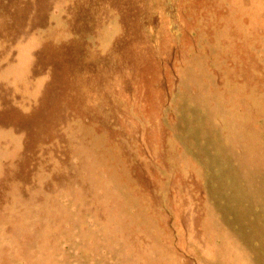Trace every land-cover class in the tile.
I'll list each match as a JSON object with an SVG mask.
<instances>
[{
    "label": "rangeland",
    "instance_id": "374dc122",
    "mask_svg": "<svg viewBox=\"0 0 264 264\" xmlns=\"http://www.w3.org/2000/svg\"><path fill=\"white\" fill-rule=\"evenodd\" d=\"M79 2L0 0V264H264V0Z\"/></svg>",
    "mask_w": 264,
    "mask_h": 264
},
{
    "label": "bare ground",
    "instance_id": "6f19581e",
    "mask_svg": "<svg viewBox=\"0 0 264 264\" xmlns=\"http://www.w3.org/2000/svg\"><path fill=\"white\" fill-rule=\"evenodd\" d=\"M77 1H78V0H77ZM79 1L81 2V0H79ZM86 1H87V0H86ZM103 1H104V0H103ZM115 1H116V0H115ZM127 1H128V0H127ZM129 1H130V0H129ZM158 1H159V0H158ZM160 1H161V0H160ZM188 1H190V0H188ZM221 1H222V0H221ZM225 1H227V0H225ZM3 2H4V1H3ZM80 2H79V3H80ZM136 2L138 3V2H140V1H136ZM136 2H135V3H136ZM178 2H179V1H178ZM74 3H75V5H76V2H74ZM74 3H73V5H74ZM117 3H118V2H116V5H117ZM128 3H129V2H128ZM214 3H215V2H214ZM217 3H218V2H217ZM217 3H216V4H217ZM224 3H225V2H224ZM8 4H9V3H8ZM110 4H112V2H111ZM10 5H11V4H10ZM80 5H82V3H81ZM136 5H137V4H136ZM192 5H193V4H192ZM204 5H205V4H204ZM206 5H207V4H206ZM78 6H79V5H78ZM122 6H125V5H122ZM126 6H127V5H126ZM126 6H125V8H126ZM187 6H189V5H187ZM207 6H208V5H207ZM68 7H69V6H68ZM70 7H71V6H70ZM114 7H115V6H114ZM230 7H231V6H230ZM102 8H103V6H102ZM115 8H116V7H115ZM134 8H135V7H134ZM188 8H189V7H188ZM194 8H195V6H194ZM199 8H200V7H199ZM203 8H204V6H203ZM203 8H202V9H203ZM216 8H217V7H216ZM231 8H232V7H231ZM0 9H2V8H0ZM5 9H6V7H5ZM8 9H9V8H8ZM160 9H161V10H160ZM160 9H159V10H160V12H161L163 8H161V6H160ZM228 9H229V8H228ZM232 9H233V8H232ZM124 10H125V9H124ZM189 10H190V8H189ZM189 10H188V11H189ZM193 10H194V9H192V11H193ZM199 10H200V9H199ZM234 10H235V9H234ZM122 11H123V10H122ZM0 12H1V11H0ZM68 12H69V11H68ZM70 12H72V11H70ZM162 12H163V11H162ZM209 12H210V11H209ZM212 12H213V11H212ZM212 12H211V13H212ZM5 13H6V12H5ZM163 13H164V12H163ZM191 13H193V12L190 11V14H191ZM198 13H199V16H200V12H198ZM228 13H229V12H228ZM230 13H231V12H230ZM7 14H8V13H7ZM69 14H70V13H69ZM101 14H102V13H101ZM207 14H208V13H207ZM150 15H151V14H150ZM194 15H196V14L194 13ZM208 15H209V14H208ZM225 15H226V14H225ZM233 15H234V14H233ZM191 16H192V15H191ZM230 16H232V14H230ZM78 17H79V16H78ZM194 17H195V16H194ZM202 17H203V16H202ZM211 17H212V16H211ZM71 18H72V17H71ZM71 18H70V19H71ZM160 18H161V17H160ZM165 18H166V17H165ZM165 18H163V19H165ZM187 18H188V17H187ZM203 18H204V17H203ZM205 18H208V17H205ZM219 18H220V17H219ZM219 18H217V19H219ZM226 18H227V17H226ZM228 18H229V17H228ZM100 19H101V18H100ZM158 19H159V17H158ZM177 19H178V18H177ZM194 19H195V18H194ZM196 19H197V18H196ZM237 19H238V18H237ZM209 20H210V19H209ZM220 20H222V18H220ZM69 21H70V20H69ZM76 21H77V20H76ZM76 21H75V23H76ZM162 21H164V20H162ZM204 21H206V20H204ZM225 21H226V20H225ZM231 21H232V20H231ZM159 22H161V20H160ZM165 22H166V21H165ZM237 22H238V21H237ZM237 22L234 23L236 26L239 24V23H237ZM70 23H71V22H70ZM206 23H207V22H206ZM249 23L251 24V21H250ZM160 24H161V23H160ZM160 24H158V25H160ZM195 24H196V22H195ZM202 24H204V23H202ZM222 24H225V23H222ZM226 24H227V23H226ZM68 25H69V23H68ZM71 25H72V24H71ZM97 25H99V24H97ZM148 25H150V24H148ZM193 25H194V24H193ZM193 25H192V27H193ZM253 25H254V23H253ZM160 26H161V25H160ZM254 26H255V25H254ZM70 27H71V26H70ZM148 27H149V26H148ZM150 27H151V26H150ZM201 27H202V26H201ZM201 27H200V28H201ZM221 27H222V26H221ZM233 27H234V26H233ZM158 28H159V26H158ZM193 28H194V27H193ZM218 28H219V27H217V29H218ZM225 28H226V27H225ZM255 28H256V27H255ZM68 29H69V27H68ZM107 29H108V28H107ZM189 29H190V28H189ZM231 29H232V28H231ZM77 30H78V29H77ZM88 30H89V28H88ZM109 30H110V29H109ZM78 31H79V30H78ZM85 31H86V30H85ZM111 31H112V30H111ZM156 31H157V30H156ZM190 31H191V30H190ZM190 31H189V32H190ZM202 31H203V30H202ZM232 32H233V31H232ZM228 33H230V31H229ZM234 33H235V32H234ZM158 34H160V32H159ZM216 34H218V33H216ZM117 35H118V34H117ZM196 35H197V33H196ZM206 35H207V33H206ZM211 35H212V34H211ZM232 35H233V34H232ZM232 35H231V36H232ZM235 35H236V34H235ZM248 35H249V34H248ZM95 36H96V35H95ZM126 37H128V36H126ZM235 37H236V36H235ZM76 38H77V37H76ZM101 38H102V37H101ZM223 38H224V37H223ZM231 38H232V37H231ZM228 39H229V38H228ZM247 39H248V36H247ZM123 40H124V39H123ZM123 40H122V41H123ZM196 40H197V39H196ZM220 40H221V39H220ZM222 40H223V39H222ZM102 41H103V40H102ZM104 41H105V38H104ZM145 41H146V40H145ZM207 41H208V40H207ZM73 42H74V41H73ZM73 42H72V43H73ZM127 42H128V41H127ZM210 42H211V41H210ZM212 42H213V41H212ZM228 42H231V41H228ZM232 42H233V41H232ZM225 43H227V42H225ZM146 44H147V43H146ZM146 44H145V45H146ZM200 44H201V43H200ZM213 44H214V43H212V45H213ZM227 44H228V43H227ZM126 45H127V44H126ZM191 45H192V44H191ZM230 45H232V44H230ZM230 45H229V46H230ZM132 46H134V45H132ZM232 46H233V45H232ZM71 47H72V46H71ZM126 47H127V46H126ZM50 48H51V47H50ZM59 48H60V47H59ZM128 48H129V47H128ZM227 48H229V47H227ZM227 48H226V50H227ZM40 49H41V48H40ZM57 49H58V48H57ZM57 49H56V51H57ZM66 49H68V47H67ZM137 49H138V48H137ZM186 49H187V47H186ZM189 49H190V48H189ZM197 49H199V47H197ZM42 50H43V49H42ZM42 50H41V51H42ZM58 50H59V49H58ZM72 50H73V49H72ZM105 50H106V49H105ZM129 50H131V49L129 48ZM157 50H158V49H157ZM187 50H188V49H187ZM190 50H191V49H190ZM200 50H201V49H200ZM208 50H209V49H208ZM226 50H225V51H226ZM56 51L54 50V52H56ZM62 51H63V50H62ZM74 51H75V48H74ZM122 51H123V50H122ZM131 51H133V50H131ZM135 51H136V50H135ZM145 51H146V50H145ZM150 51H151V50H150ZM201 51H202V50H201ZM44 52H45V51H43V53H44ZM66 52H67V51H66ZM188 52H190V51H188ZM198 52H199V51H198ZM211 52H212V51H211ZM219 52H220V51H219ZM52 53H53V50H52ZM67 53H68V52H67ZM73 53H74V52H73ZM99 53H101V52L99 51ZM99 53H98V54H99ZM123 53H124V52H123ZM129 53H131V52H129ZM129 53H128V54H129ZM157 53H158V52H157ZM190 53H191V52H190ZM194 53H197V52H194ZM74 54H75V53H74ZM74 54H73V55H74ZM50 55H51V54H49V57H50ZM67 55H68V54H67ZM131 55H132V54H131ZM131 55H130V56H131ZM189 55H190V54H189ZM198 55H200V54H198ZM210 55H211V54H210ZM212 55H213V54H212ZM219 55H220V54H219ZM53 56H54V53H53ZM55 56H56V55H55ZM65 56H66V54H65ZM68 56H69V55H68ZM195 56H196V55H195ZM213 56H214V55H213ZM220 56H221V55H220ZM45 57H46V56H45ZM45 57H44V58H45ZM69 57H70V56H69ZM69 57H68V58H69ZM120 57H121V56H120ZM144 57H145V56H144ZM191 57H192V56H191ZM200 57H201V56H200ZM237 57H238V56H237ZM44 58H43V59H44ZM95 58H96V57H95ZM182 58H184V57H182ZM195 58H196V57H195ZM144 59H145V58H144ZM222 59H223V57H222ZM132 60H133V59H132ZM197 60H199V58H197ZM201 60H202V59H200V61H201ZM209 60H211V59H209ZM212 60H213V59H212ZM133 61H134V60H133ZM139 61H140V60H139ZM145 61H146V60H145ZM195 61H196V59H195ZM213 61H214V60H213ZM215 61H216V60H215ZM67 62H68V59H67ZM140 63H141V62H140ZM185 63H186V62H185ZM68 64H69V63H68ZM75 64H76V62H75ZM129 64H131V63H129ZM142 64H143V63H142ZM202 64H203V63H202ZM206 64H207V63H206ZM69 65H70V64H69ZM76 65H77V64H76ZM131 65H132V64H131ZM176 65H177V64H176ZM72 66H73V65H72ZM74 66H75V65H74ZM74 66H73V67H74ZM133 66H134V64H133ZM138 66H139V65H138ZM135 67H136V65H135ZM69 68H70V67H69ZM130 68H131V67H130ZM204 68H206V66H205ZM132 69H133V68H132ZM71 70H72V69H71ZM137 70H139V69H137ZM120 71H121V70H120ZM130 72H131V71H130ZM137 72H138V71H137ZM203 72H204V71H203ZM119 74H120V73H119ZM121 74H122V73H121ZM124 74H125V72H124ZM225 74H226V73H225ZM125 75H126V74H125ZM134 75H135V74H134ZM184 75H185V74H184ZM184 75H183V76H184ZM204 75H205V74H204ZM115 76H116V74H115ZM122 76H124V75H122ZM111 77H112V76H111ZM227 77H228V76H227ZM135 78H136V77H135ZM124 79H125V78H124ZM61 81H62V80H61ZM132 82H133V81H131V83H132ZM136 82H137V81H136ZM245 82H246V81H245ZM131 86H132V84H131ZM209 87H210V86H209ZM248 87H249V86H248ZM132 88H133V87H132ZM153 88H154V87H153ZM179 88H180V87H179ZM135 89H136V88H135ZM247 89H250V88H247ZM130 90L132 91V89H130ZM142 90H143V89H142ZM244 90H245V89H244ZM155 92H156V90L154 91V93H155ZM154 93H153V94H154ZM144 98H145V97H144ZM155 102H156V101H155ZM155 106H156V105H155ZM77 109H78V108H77ZM198 119H199V118H198ZM2 120H3V119H2ZM199 120H200V119H199ZM79 125H80V123H79ZM80 128H81V127H80ZM197 128H198V127H197ZM199 128H200V127H199ZM12 133H13V132H12ZM83 133H84V132H83ZM89 133H90V132H89ZM150 133H151V132H150ZM90 134H91V133H90ZM183 135H184V133H183ZM192 135H193V134H192ZM183 139H184V138H183ZM91 145H92V144H91ZM94 147H95V146H94ZM95 149H96V148H95ZM100 150H101V149H100ZM96 151H97V150H96ZM101 151H102V150H101ZM102 152H103V151H102ZM98 153H99V152H98ZM101 155H104V154H101ZM98 156H99V154H98ZM99 158H100V157H99ZM105 159H106V158H105ZM98 161H99V160H98ZM105 162H106V160H105Z\"/></svg>",
    "mask_w": 264,
    "mask_h": 264
}]
</instances>
